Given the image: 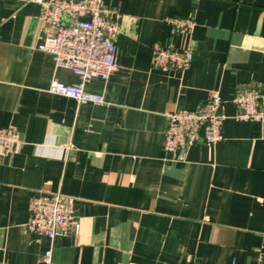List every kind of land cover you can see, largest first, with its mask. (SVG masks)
Returning a JSON list of instances; mask_svg holds the SVG:
<instances>
[{
    "label": "crops",
    "instance_id": "crops-1",
    "mask_svg": "<svg viewBox=\"0 0 264 264\" xmlns=\"http://www.w3.org/2000/svg\"><path fill=\"white\" fill-rule=\"evenodd\" d=\"M118 25L119 68L81 105L48 92L75 85L39 50L42 8L0 0V127L21 142L0 158V264H255L264 254V123L238 122V87L264 82V0H103ZM194 18L189 35L169 19ZM189 47L182 71L152 67L153 45ZM217 91L224 140L185 160L165 152L169 113ZM71 200L79 233L51 242L29 232L32 200ZM72 223V224H73Z\"/></svg>",
    "mask_w": 264,
    "mask_h": 264
},
{
    "label": "built area",
    "instance_id": "built-area-1",
    "mask_svg": "<svg viewBox=\"0 0 264 264\" xmlns=\"http://www.w3.org/2000/svg\"><path fill=\"white\" fill-rule=\"evenodd\" d=\"M41 6L42 30L47 32L39 50L50 54L57 69L72 71L80 81L65 85L53 79L48 92L75 100L81 105L105 103L103 95L87 91L94 79L108 81L119 68L115 36L118 25L103 0H33ZM173 35H189L196 26L194 18L169 19ZM193 60L189 47L153 45L152 67L161 71L182 72ZM231 103L238 122L264 123V82L238 87ZM225 101L219 92H212L207 101L195 110H175L168 115L165 152L175 162L185 160V154L203 142L215 146L224 140L227 119ZM21 138L12 128L0 127V158L14 153ZM74 222L71 200L61 193L35 197L30 205L26 229L47 237L51 242L71 232L79 233ZM73 223V224H72ZM43 264H53V248L46 251ZM138 264V263H129ZM255 264H264L260 254Z\"/></svg>",
    "mask_w": 264,
    "mask_h": 264
}]
</instances>
